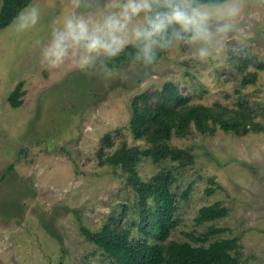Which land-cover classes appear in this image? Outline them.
I'll list each match as a JSON object with an SVG mask.
<instances>
[{
	"label": "rangeland",
	"instance_id": "374dc122",
	"mask_svg": "<svg viewBox=\"0 0 264 264\" xmlns=\"http://www.w3.org/2000/svg\"><path fill=\"white\" fill-rule=\"evenodd\" d=\"M33 2L41 9L37 25L19 33L11 24L0 29V264H117L82 232L99 231L112 217L132 236L153 242L123 168L98 158L100 150L111 153L125 142L141 150L138 172L145 180L166 168L176 173L170 239L201 244L196 237L216 228L205 244L237 237L241 264H264V128L234 133L218 127L214 134L193 128L174 135L170 144L191 155L180 166L169 158L154 162L147 154L152 144L130 126L134 98L148 92L156 101L153 93L169 82L191 104L234 110L248 102L264 126V70L254 64L264 62V0H245L238 37L244 55L229 52L227 63L215 66L191 59L181 46L165 51L147 75L140 66L123 64L111 78L82 73L70 63L43 69L36 41L47 40L52 19L84 9L82 0ZM254 73L255 83H242ZM20 82L23 103L14 108L8 98ZM106 133L110 146L102 144ZM215 202L228 214L196 223L199 209Z\"/></svg>",
	"mask_w": 264,
	"mask_h": 264
},
{
	"label": "trees",
	"instance_id": "16d2710c",
	"mask_svg": "<svg viewBox=\"0 0 264 264\" xmlns=\"http://www.w3.org/2000/svg\"><path fill=\"white\" fill-rule=\"evenodd\" d=\"M32 1L3 0L0 29L9 26L17 11ZM164 53L161 52L159 58ZM111 64L118 68L129 62L126 56L121 55ZM254 64L264 70V62ZM257 79L258 74L254 73L250 77L245 76L242 83H255ZM23 95V82H20L9 95L10 105L14 108L20 107ZM153 95L156 101L148 92L140 93L134 98L130 126L137 137H145L152 144L147 154L156 163L169 158L178 161L180 166L184 165L186 155L191 157L190 152L172 146L169 141L174 135H187L193 128L200 133L211 134H214L218 127L234 133L259 132L264 128L256 120L255 110L245 101L240 102L234 110L221 105L214 107L191 104L190 99L181 94L178 87L171 82L166 83L162 91ZM102 142L103 146H110V134L106 133ZM141 156L139 147L130 146L126 142L114 152H98L101 164L120 165L123 168L124 177L137 195V208L143 231L153 237L154 241L132 236L131 231L121 226L120 221L113 217L99 231L82 227L86 238L102 248L117 264H241L242 246L239 238H220L205 244L210 240V234L218 230L216 228L196 237V241L203 242L201 244L170 239L176 225L178 200L172 190L176 173L173 168H166L145 180L138 172ZM13 166L11 163L9 170ZM188 193L189 189L184 193L185 196ZM228 211L221 202L205 205L199 209L195 221L198 224L215 221L224 218Z\"/></svg>",
	"mask_w": 264,
	"mask_h": 264
},
{
	"label": "clouds",
	"instance_id": "9594fccd",
	"mask_svg": "<svg viewBox=\"0 0 264 264\" xmlns=\"http://www.w3.org/2000/svg\"><path fill=\"white\" fill-rule=\"evenodd\" d=\"M245 0H82L83 11H67L51 20L46 41L37 40L38 62L54 70L70 63L82 73L105 78L116 74L113 60L147 69L161 52L187 46L191 59L224 65L229 52L245 54L239 18ZM41 9L35 2L17 11L16 32L33 28ZM235 41V44H230ZM204 75V74H203Z\"/></svg>",
	"mask_w": 264,
	"mask_h": 264
}]
</instances>
